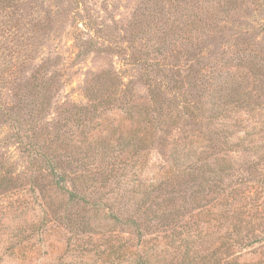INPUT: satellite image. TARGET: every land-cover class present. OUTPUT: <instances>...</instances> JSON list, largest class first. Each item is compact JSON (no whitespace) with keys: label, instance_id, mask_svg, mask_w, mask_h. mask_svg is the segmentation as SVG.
<instances>
[{"label":"rangeland","instance_id":"obj_1","mask_svg":"<svg viewBox=\"0 0 264 264\" xmlns=\"http://www.w3.org/2000/svg\"><path fill=\"white\" fill-rule=\"evenodd\" d=\"M136 250L264 264V0H0V264Z\"/></svg>","mask_w":264,"mask_h":264},{"label":"trees","instance_id":"obj_2","mask_svg":"<svg viewBox=\"0 0 264 264\" xmlns=\"http://www.w3.org/2000/svg\"><path fill=\"white\" fill-rule=\"evenodd\" d=\"M184 157V158H178V160L177 161H175L176 162V167H177V173L175 174L178 178H188L189 179V182L190 183H194L193 185H195V183L196 182H198L199 181V184L201 185V184H208L209 182L206 180L207 178H204L201 174L203 173V167L201 166V165H197L196 164V161L198 162V160H195L194 158H191L190 157V155H187V154H179V157ZM194 159V160H193ZM197 159V158H196ZM206 158H204V160H205ZM47 160V162H48V165L49 164H51V163H53L51 160H53V158L52 159H46ZM189 163V164H188ZM191 163V164H190ZM193 164V165H192ZM52 165V164H51ZM204 167H207L206 165H204ZM168 175H170V174H168ZM132 183V182H131ZM125 185H126V187H130L131 188V190H132V192L131 193H136L137 194V197L139 196V195H141V197H140V199H138V198H135L134 199V201L135 202H138V203H140V202H142L141 204H140V207L138 208V212H136V211H134V215H136L137 216V218L138 217H140V216H142L143 214H144V211H146L147 209H145L144 210V207H145V205H146V203H145V201H144V199L145 198H147V200L148 201H150V198H151V196H152V193H154V190H152V189H154V187L153 186H151V185H149V187H151L150 189H149V191H147L146 192V190L148 189H146V190H143V191H141V193L140 192H138L139 190L138 189H140V188H142V186L141 185H137V186H131L130 185V181L129 182H127V183H125ZM198 192H195V194H197ZM70 196H71V200L73 199V197H76L75 196V194H73V193H70ZM77 200H81V201H83L84 203H87V202H85V199H82V198H77ZM172 199H170L169 201H171ZM168 201V202H169ZM138 204H136V206H137ZM143 205V206H142ZM225 205H227V204H225ZM235 206H237L236 208H241V209H244L245 211L243 212V216H244V214H245V212H247L248 211V209H250V206H251V204H249V200H248V197L247 198H241V199H239V200H235V199H232L231 200V203L229 204V208L231 209H233V207H235ZM112 208L110 207V208H108V211H110V213H111V216H108L106 219H108L109 221H112V222H120L121 224H123V225H131V226H134L135 225V222H134V219H135V217H131V216H129L128 214H124L123 216H121L122 217V220H120V219H118V217H116V215H115V213L113 212V210H111ZM142 212V213H141ZM124 213V212H123ZM170 213H167L166 215H160V216H152L151 217V220L152 221H155V220H157L156 222L160 225L159 227L162 229H167L169 226H168V224L169 225H171L172 224V221H170V219H169V217L168 216H170V217H172L173 215H169ZM121 215V214H120ZM145 215V214H144ZM237 229H235V231H236ZM234 231V232H235ZM233 232V233H234ZM232 233V234H233ZM182 235V234H181ZM238 235V233L236 232V234H235V236H237ZM233 237H234V234H233ZM123 244V243H122ZM140 245V244H139ZM123 250H124V252H123ZM126 250H127V248L125 247V249H123V246H120L119 247V249L118 248H116V249H114L113 251L114 252H112L114 255H116V254H118V253H120V254H126ZM142 252V250H136V252L134 253L135 254V258H134V260H133V262L131 263V264H152L151 263V260H152V258H154L155 257V254H147V253H144V255H143V252ZM187 256H188V254H186ZM193 262H195V261H193L192 260V258L191 257H187L186 258V261H184L182 264H193Z\"/></svg>","mask_w":264,"mask_h":264}]
</instances>
